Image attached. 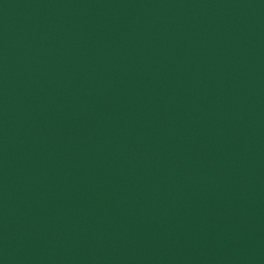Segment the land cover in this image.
Here are the masks:
<instances>
[{
    "label": "water",
    "instance_id": "1",
    "mask_svg": "<svg viewBox=\"0 0 264 264\" xmlns=\"http://www.w3.org/2000/svg\"><path fill=\"white\" fill-rule=\"evenodd\" d=\"M0 264H264V0H0Z\"/></svg>",
    "mask_w": 264,
    "mask_h": 264
}]
</instances>
